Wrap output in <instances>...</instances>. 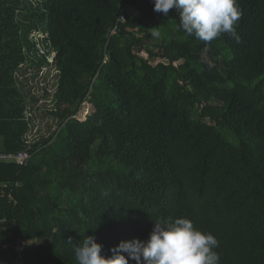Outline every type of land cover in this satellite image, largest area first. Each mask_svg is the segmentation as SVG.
<instances>
[{"label":"trees","instance_id":"16d2710c","mask_svg":"<svg viewBox=\"0 0 264 264\" xmlns=\"http://www.w3.org/2000/svg\"><path fill=\"white\" fill-rule=\"evenodd\" d=\"M237 3L239 41L206 44L154 0H0V149L30 153L0 162V264H78L83 235L108 256L161 216L212 233L220 264H264V0ZM38 44L57 127L29 145Z\"/></svg>","mask_w":264,"mask_h":264},{"label":"clouds","instance_id":"9594fccd","mask_svg":"<svg viewBox=\"0 0 264 264\" xmlns=\"http://www.w3.org/2000/svg\"><path fill=\"white\" fill-rule=\"evenodd\" d=\"M178 11L179 25L186 36L208 44L228 34L239 41L236 28L242 11L237 0H154L153 10L168 15ZM159 37V31L150 33ZM46 84L55 78L58 70H47ZM107 195V193H104ZM146 241L121 240L111 249V255L102 254V245L94 236L83 235L79 243L72 237L67 243L72 247L78 264H220L216 237L197 227L185 217H159Z\"/></svg>","mask_w":264,"mask_h":264},{"label":"rangeland","instance_id":"374dc122","mask_svg":"<svg viewBox=\"0 0 264 264\" xmlns=\"http://www.w3.org/2000/svg\"><path fill=\"white\" fill-rule=\"evenodd\" d=\"M134 9H136L134 7ZM137 10V9H136ZM26 14V13H24ZM137 14H140L137 12ZM28 15V14H27ZM20 18H23V15L20 16ZM35 31V30H34ZM179 32H181V34H185L183 32V30L181 29V31L179 30ZM36 31L33 33L35 34ZM36 38H41L42 35L41 34H37L35 36ZM186 39H190V36H186ZM38 42V41H37ZM154 42H159L158 40H155L154 38L151 37H147L146 42H145V50L142 51V54L147 55L146 51L147 49L151 50L154 48V46H152V44ZM41 46V45H40ZM38 44V47L40 48V54L35 56V59H44L47 58V61L49 62V65H46L45 67H43L41 69V71L39 72L38 76H37V82L38 85L36 88L32 89L34 94H37V96L40 97V101L38 102V104H35L33 106V120H29V131L25 136L26 142L27 144L31 145L33 142L38 141L42 138H46L50 135L51 132H53V130L57 127V120L56 118H54V116L51 114L52 108L54 106V102H53V95L52 93L54 92V84L56 82L55 78H51L49 80V93L50 96H45V91L43 90L44 87L46 86V81L42 80L47 76V70L51 69V68H55L54 65V61H53V53H45L46 51H43ZM48 48V47H47ZM22 68H29L30 74L35 76V74H37V67L32 65L31 62H27V64L23 65ZM18 75L21 77V79L23 78V74L22 72H19ZM39 76H41L39 78ZM31 83H33L31 81ZM30 82L27 83V86L29 85ZM53 85V86H52ZM51 89V91H50ZM31 111V109L29 110ZM27 115H29V112H27ZM30 116V115H29Z\"/></svg>","mask_w":264,"mask_h":264},{"label":"built area","instance_id":"2783aa9c","mask_svg":"<svg viewBox=\"0 0 264 264\" xmlns=\"http://www.w3.org/2000/svg\"><path fill=\"white\" fill-rule=\"evenodd\" d=\"M30 158V153L28 150H22L18 152H7L3 149H0V162L15 163L19 166L25 165L27 160ZM18 185V183H16ZM5 186H7L5 184ZM12 197V195H9ZM5 221V219H0V223Z\"/></svg>","mask_w":264,"mask_h":264},{"label":"crops","instance_id":"0c3cea01","mask_svg":"<svg viewBox=\"0 0 264 264\" xmlns=\"http://www.w3.org/2000/svg\"><path fill=\"white\" fill-rule=\"evenodd\" d=\"M0 143H1L0 145L2 146V145H3V142H2V140H1V139H0Z\"/></svg>","mask_w":264,"mask_h":264}]
</instances>
